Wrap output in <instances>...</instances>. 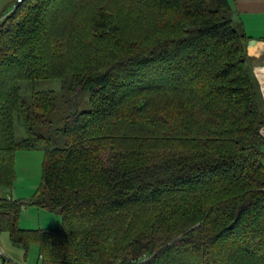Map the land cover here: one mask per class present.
<instances>
[{"label": "trees", "instance_id": "16d2710c", "mask_svg": "<svg viewBox=\"0 0 264 264\" xmlns=\"http://www.w3.org/2000/svg\"><path fill=\"white\" fill-rule=\"evenodd\" d=\"M72 1L16 0L0 17L1 82L14 71L47 76V40ZM128 1L146 11L160 37L142 46L77 37L73 84L90 94L88 107L61 129L62 146L43 145L41 186L25 202L6 196L15 152L46 136L33 130L15 139L21 111L11 95L19 88L5 95L0 82V231L24 247L36 242L42 264H187L196 255L230 264L229 240H244L242 250L264 264V100L253 73L263 56L248 54L230 0ZM166 96L192 115L176 114L175 152L157 156L171 136L161 134L163 116L146 109ZM25 204L57 211L60 223L20 228ZM196 217V227L170 242L182 230L179 219ZM0 264L17 263L0 255ZM234 264L249 263L237 256Z\"/></svg>", "mask_w": 264, "mask_h": 264}, {"label": "rangeland", "instance_id": "374dc122", "mask_svg": "<svg viewBox=\"0 0 264 264\" xmlns=\"http://www.w3.org/2000/svg\"><path fill=\"white\" fill-rule=\"evenodd\" d=\"M15 1L0 0V17L10 12ZM101 12H104V16H101ZM102 21L104 26L99 28L97 25ZM233 25L238 27L235 23ZM155 29L156 27L148 19L146 11L138 4L128 0H74L64 6L52 29L53 33L47 40L48 59L45 62L46 70L44 71L47 76L30 79L26 73L14 71L9 73V77L3 82L0 80L1 84L7 88L3 91L5 95L15 86L19 88L17 92L12 91L11 95L15 99V106L21 111L20 117L15 113L13 117L15 139L19 141L27 138V131L32 136H34V132L43 133L46 136L45 139L38 138L40 140L34 138L35 144L41 145L39 147L16 150L14 157L16 174L11 188L6 191L8 198L11 196L13 199L21 200L20 198H22L27 201L40 188L42 163L48 146L47 140L53 142L55 146H62L64 142L61 129L74 118V111L88 107L90 94L79 91L73 84L76 69L74 44L77 37L80 34H96L103 42H116L118 38H121L123 44L142 46L143 43L160 37ZM251 30L252 36L264 37V26L256 24L251 27ZM262 60H264V56L260 60L254 61V64L262 62ZM70 73H72V83L65 87L62 84V77L68 78ZM178 100L180 103L175 97L166 96L153 97L149 101L146 110L152 114L163 116L159 121L163 123L161 124L162 136H171L165 142L159 143L161 151H153L157 156L175 152L176 148H172L174 141L172 135L181 133L178 130L180 121L174 119L176 114L180 116H186L187 113L188 116L192 115L187 107L181 104L182 100L180 98ZM2 127L10 130L6 125H2ZM199 218L179 219L175 226L181 227L182 230L170 242L182 237L190 227H196L200 223ZM56 220L59 223L61 221V215L57 211L25 204L21 207L18 224L22 228L37 229L43 228L38 227L39 225L46 226L47 223L53 224L50 226L55 227L58 224ZM243 243L244 240L239 242L238 240H229L224 250V255L229 256L228 263L234 264L237 256H244L247 263L258 264L255 255H249L245 250H242V245H246ZM224 251L216 253L217 255L220 253L219 258L222 257L221 254ZM0 255L17 264H42L39 245L36 242H29L26 247L20 243L14 244L7 231H0ZM201 258L203 256H191L188 258L187 264H209L208 262L204 263Z\"/></svg>", "mask_w": 264, "mask_h": 264}, {"label": "crops", "instance_id": "0c3cea01", "mask_svg": "<svg viewBox=\"0 0 264 264\" xmlns=\"http://www.w3.org/2000/svg\"><path fill=\"white\" fill-rule=\"evenodd\" d=\"M230 3L233 10L234 23L237 24L238 27L243 28L247 36L250 37L249 39L255 37L253 39L257 40V43L255 45L247 49L248 54L256 59H259L261 56H264V37L252 36L250 32L252 31L251 27L253 25L258 24L260 26H264V0H230ZM262 62H264V60H262ZM10 198L13 199L11 196ZM20 199L22 202L26 201V200H22V198ZM56 222L58 221L56 220ZM50 225L53 224L47 223L46 226L39 225L38 227H43V228H37V229H46L53 227ZM22 229H29V228H22Z\"/></svg>", "mask_w": 264, "mask_h": 264}, {"label": "built area", "instance_id": "2783aa9c", "mask_svg": "<svg viewBox=\"0 0 264 264\" xmlns=\"http://www.w3.org/2000/svg\"><path fill=\"white\" fill-rule=\"evenodd\" d=\"M20 1L22 0H17V2ZM253 73L259 82L261 94L264 100V62L255 63L253 65ZM260 134L264 139V126L260 129Z\"/></svg>", "mask_w": 264, "mask_h": 264}, {"label": "water", "instance_id": "95a60500", "mask_svg": "<svg viewBox=\"0 0 264 264\" xmlns=\"http://www.w3.org/2000/svg\"><path fill=\"white\" fill-rule=\"evenodd\" d=\"M257 43V40H255V39H249L248 41H247V49H249L250 47H252L253 45H255Z\"/></svg>", "mask_w": 264, "mask_h": 264}]
</instances>
